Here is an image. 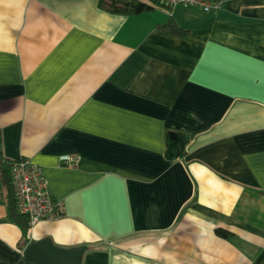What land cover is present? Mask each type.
Listing matches in <instances>:
<instances>
[{"label":"crops","instance_id":"1","mask_svg":"<svg viewBox=\"0 0 264 264\" xmlns=\"http://www.w3.org/2000/svg\"><path fill=\"white\" fill-rule=\"evenodd\" d=\"M220 1L0 0V157L37 165L60 214L30 243L86 247L81 264H264V0ZM5 201L0 177V264H32Z\"/></svg>","mask_w":264,"mask_h":264},{"label":"built area","instance_id":"2","mask_svg":"<svg viewBox=\"0 0 264 264\" xmlns=\"http://www.w3.org/2000/svg\"><path fill=\"white\" fill-rule=\"evenodd\" d=\"M166 7L199 8L205 14L219 11L223 2L220 0H159ZM74 155L60 157V161L73 165ZM9 181L17 212L27 219L28 233L39 222L52 220L59 216L57 204L46 189L40 169L27 159H18L9 164Z\"/></svg>","mask_w":264,"mask_h":264},{"label":"trees","instance_id":"3","mask_svg":"<svg viewBox=\"0 0 264 264\" xmlns=\"http://www.w3.org/2000/svg\"><path fill=\"white\" fill-rule=\"evenodd\" d=\"M98 6L100 9L108 13L124 16L139 15L142 13L153 11L157 7H166L162 2L157 0H99ZM157 27L164 33L176 36H185L188 33L179 28L172 18H169L167 23L160 24ZM8 174L9 164L4 162L0 157V177L5 189V204L7 209V216L9 221L16 224L21 229L22 237L19 243V248L21 251H23L30 243L27 236V219L25 216L20 215L16 210ZM216 233L223 238H226L230 235L229 232L223 229H217Z\"/></svg>","mask_w":264,"mask_h":264},{"label":"water","instance_id":"4","mask_svg":"<svg viewBox=\"0 0 264 264\" xmlns=\"http://www.w3.org/2000/svg\"><path fill=\"white\" fill-rule=\"evenodd\" d=\"M86 247L61 249L47 240L31 242L24 249L23 258L32 264H81Z\"/></svg>","mask_w":264,"mask_h":264},{"label":"rangeland","instance_id":"5","mask_svg":"<svg viewBox=\"0 0 264 264\" xmlns=\"http://www.w3.org/2000/svg\"><path fill=\"white\" fill-rule=\"evenodd\" d=\"M164 8H166V7H164Z\"/></svg>","mask_w":264,"mask_h":264}]
</instances>
